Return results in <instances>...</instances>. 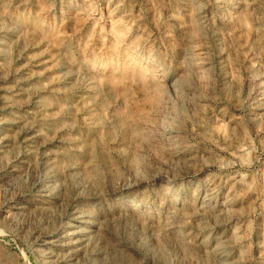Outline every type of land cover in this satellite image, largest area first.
<instances>
[{
    "label": "rangeland",
    "instance_id": "obj_1",
    "mask_svg": "<svg viewBox=\"0 0 264 264\" xmlns=\"http://www.w3.org/2000/svg\"><path fill=\"white\" fill-rule=\"evenodd\" d=\"M0 139V264H49L55 250L53 264H73L39 236L63 244L80 209L124 197L160 216L179 201L191 244L198 193L231 204L205 236L227 238L235 264H264V0H0ZM135 180L134 194L111 192ZM134 250L120 264L147 261Z\"/></svg>",
    "mask_w": 264,
    "mask_h": 264
},
{
    "label": "bare ground",
    "instance_id": "obj_2",
    "mask_svg": "<svg viewBox=\"0 0 264 264\" xmlns=\"http://www.w3.org/2000/svg\"><path fill=\"white\" fill-rule=\"evenodd\" d=\"M60 167H61V165H60ZM94 167H96V166H94ZM65 169L63 168V170H65ZM63 170H61V171H63ZM72 170H73V168H72ZM46 175H48V173L45 174V176ZM18 177L20 178V176H18ZM47 177H49V176H47ZM89 177H90V175H89ZM164 177H166V176H163L162 173L161 174L160 173L159 174H154V176L151 178V183L154 185L159 180L164 179ZM43 179L44 180H42V182H44V181L48 182L49 181L46 178H43ZM92 179H93V181H92L93 185L98 187V184H99L98 181L101 180L102 178L100 179L99 173H96L95 175H93ZM22 181H23V179H22ZM39 181L40 180H38L37 182L39 183ZM50 181H51V179H50ZM7 183H9V182H7ZM48 183H50V182H48ZM48 183H46V184H48ZM139 183L140 182L136 181L134 183L122 184L120 186L117 184L118 186L116 188H114L111 192L113 193V195L122 194V193L134 194L135 192H137V190H138V188L140 186ZM9 184L12 185L11 183H9ZM40 184H42V183H40ZM40 184H38V185L41 186ZM80 184H81V182H80ZM77 186H76V188H77ZM57 187H58V185L56 186V188ZM90 187L88 189H90ZM96 187L94 188V190L96 189ZM100 187H101V185H100ZM84 188H82V189H84ZM194 188H196V187H194ZM82 189L80 188L81 191H82ZM92 189L93 188H91V190ZM102 189H103V187H102ZM166 189L171 191V187L166 188ZM71 191H73L72 185L70 184V182L69 183L66 182L65 185H64V194H65V196H68ZM170 191L168 193H166V194L163 191L165 195L161 199L164 201L165 204H167V203L172 204L170 202L172 201L173 198L171 197L172 195H171ZM76 193H78V192H76ZM92 193H93V197H95L96 200L97 199L101 200V201L105 200V198H103V196H101V198H100V196H99L100 191L97 194V191L93 192V190H92ZM195 194H197V193H195ZM56 195H57V193H56ZM81 195H84V194H81ZM91 195L92 194H90V196ZM41 196H43V195H41ZM135 196H137V195H135ZM156 196H158V195L156 194ZM45 197H46V201H47V197H49V196L45 195ZM71 197H72V195H71ZM138 197L140 198V196H138ZM208 197L211 198V196H208ZM208 197L207 198H205V197L202 198V195L200 193H198V195L194 198V204L190 203V204H192L191 210L189 211V208H188L189 214L193 212V215L195 214V217H196V222L198 223L197 227H196V225L194 226V227H196L195 228V230H196L195 233L192 232L193 234L190 237V239L192 241V242L190 241L191 244L187 243L185 238L183 237L185 230L183 231V229L180 227L181 223H180V225H178L179 222H178V219L176 217V214H177V212H184L185 211V210L182 209V206H179V201L173 203V205H171V206L169 205V209L164 212L165 214L163 216H160L159 213L155 212L156 210L155 211H151L150 210L151 212H147L145 210L146 207H144L143 203L133 201L130 197H124L120 201H117L119 205L116 208L113 207L114 209H111V206L109 208L108 203H105L103 201L101 203V205H100L102 207H100V209H99V214H97L96 217H92L93 219L91 217H89V215L87 214L88 212H86L87 210L81 212L80 211L81 209L80 210L78 209L79 210V211L77 210L78 214H76V216L73 215L74 218H75L74 219V225L71 226V227L68 226L69 227V231H67V233L64 234V237H63V235H60V237L62 236L64 238L63 239L64 243L62 242V239L60 241L63 244L59 243L60 245L57 246V245H55L53 243L55 240L54 241H50L49 240L50 238L47 239L48 236L40 235V234H39L40 235L39 238L38 239L36 238L37 242H35V243H37V245H38V242L41 241L39 243L41 246H44V247H49L50 246V247H54V248H57V249L60 246L68 247V249H70L69 254L72 255L75 258L73 264H120L123 260L125 262H128L131 259H135L138 256V254L134 250L136 248H140V249L143 248V249H145L144 251H146L145 254L147 255V261L146 262H144V261L142 262L141 261L143 264H198L200 262L202 264H235L234 263L235 261L233 262L232 255L230 253V249L231 248H230L229 245H231V244H229L227 242V238L224 240L222 235H220V234L218 235V234H215V233L214 234L213 233H209L208 235H211L210 238L205 236V234L208 231L206 224L211 223V221H215V222L218 221V219H220L221 215H223L225 212H228V208L230 207L231 204H229L230 202L229 203H227V202L223 203V204H221L219 206L220 207L219 209L215 210L214 207H212V205L210 204L211 200L210 199L208 200ZM154 198H156V197H154ZM144 199L145 198H142V202H143ZM229 200H231V199H229ZM65 201H66V199H65ZM101 201H99V202H101ZM27 204L28 205H34L35 201H25V202L17 203L16 206H15V209L17 211H19V212L23 211L24 209L26 210ZM160 204H162V202ZM175 204H177V205H175ZM34 207H35V205H34ZM62 207H63V205H62ZM83 210H85V209H83ZM91 211H89V212H91ZM57 212H59V211H57ZM72 212H73V210H72ZM84 212H86V213H84ZM25 214H26V212H25ZM51 215H50L49 218H51ZM59 215H60V213H59ZM183 215H185V214H183ZM22 216H23V214H22ZM222 217H224V216H222ZM190 218L192 219V217H190ZM28 219H30V218H28ZM37 220H38V218H37ZM181 220L182 219H180V221ZM11 221H12V219H11ZM28 221H30V220H28ZM40 221L41 220L39 219L38 222H40ZM62 221H60V222H62ZM186 222H188V221H186ZM52 223H53V221H52ZM49 224H50V222H49ZM56 224H57V220H56ZM214 224H217V223H214ZM191 225H193V224H191ZM208 225H210V224H208ZM58 226L59 225L57 224V227ZM64 227H66V226H64ZM64 227H62V228H64ZM41 232H42V230H41ZM112 233L116 236V238L112 237ZM235 234H236V232H235ZM237 235L239 236V233ZM234 238H236V237H234ZM186 239H188V238H186ZM101 244H103V245H101ZM232 247H234V246H232ZM234 248H236V247H234ZM188 249H190L189 251L191 253H187L186 252ZM231 250L233 251V249H231ZM140 251L142 252V250H140ZM55 252H56L55 254L51 252L52 254L50 256H47L45 254V256L48 257L47 260H49L48 261L49 264H53L52 257L56 256L55 258H57L58 260L62 258L61 257L62 254L61 253L57 252L56 250H55ZM188 254H190V255L192 254V257H190V255H189V258H186V256ZM139 256H141V255H139ZM143 257H144V255H143ZM233 257H235V256H233ZM62 261L63 260H61L59 262L61 263ZM137 261H135V262H137ZM139 261H140V259H139ZM236 262H237V260H236Z\"/></svg>",
    "mask_w": 264,
    "mask_h": 264
}]
</instances>
